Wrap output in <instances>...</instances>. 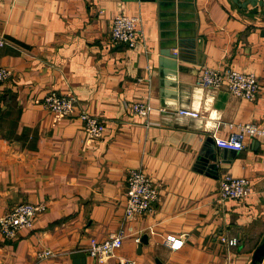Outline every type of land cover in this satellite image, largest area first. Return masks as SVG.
I'll use <instances>...</instances> for the list:
<instances>
[{
	"label": "crops",
	"instance_id": "0c3cea01",
	"mask_svg": "<svg viewBox=\"0 0 264 264\" xmlns=\"http://www.w3.org/2000/svg\"><path fill=\"white\" fill-rule=\"evenodd\" d=\"M119 12L140 18L143 42L133 48L110 42ZM0 40V67L11 71L0 83V216L20 202L46 204L31 228L14 238L0 233V264H32L43 249L57 255L40 264H74L71 254L88 253L90 238L117 230L126 234L122 246L100 264H251L264 239V136L248 137L236 152L216 146L214 135L226 136L228 123L264 126V7L0 0ZM164 48L177 58L161 56ZM204 66L255 73L256 99L196 85ZM50 91L75 96L68 116L43 107ZM132 102L150 104L147 120L130 111ZM81 110L104 122L100 139L85 138ZM212 154L217 167H201ZM136 167L160 185V196L152 211L125 218L127 172ZM225 172L246 177L250 193L220 201ZM221 234L238 244L222 243ZM168 236L183 240L180 248ZM86 264L98 263L88 254Z\"/></svg>",
	"mask_w": 264,
	"mask_h": 264
},
{
	"label": "built area",
	"instance_id": "2783aa9c",
	"mask_svg": "<svg viewBox=\"0 0 264 264\" xmlns=\"http://www.w3.org/2000/svg\"><path fill=\"white\" fill-rule=\"evenodd\" d=\"M140 18L128 15L124 12L117 13L112 21L109 39L112 44H120L129 48L135 47L143 42L141 31L138 28ZM3 40H0V44ZM10 69L0 67V83L9 79ZM195 84L206 88L219 89L226 87L229 92L240 98L253 101L259 91L258 77L253 72L238 70L227 66L223 69L203 67ZM42 105L55 117L68 116L75 108L76 98L73 94H62L56 91L48 92L42 98ZM130 111L146 120L149 118L151 106L147 102H132L129 104ZM178 113L185 116H197L194 110L180 108ZM79 117L82 121V131L88 140H98L103 136L104 122L95 115L81 110ZM149 123V122H148ZM229 133L222 137L214 135L216 146L226 150L240 151L246 145L248 137L264 136V126L251 121L228 123ZM217 196L220 201L241 199L250 193V182L246 177L234 176L225 172L218 177ZM126 200L124 205V216L130 218L152 211L154 204L160 196V185L151 179L141 168H130L126 177ZM46 209L45 203L20 202L13 205L10 210L0 216V233L5 238H14L22 228H31L33 219ZM126 234L123 230L111 233L103 241L90 238L88 254L98 264L105 262L116 255V251L122 246ZM139 242V237L134 238ZM172 249H178L183 240L168 236ZM220 241L228 246H236L239 242L236 237L220 235ZM57 253L50 249H43L36 253V259L32 264H40V261L54 257ZM117 264H135L128 258H118Z\"/></svg>",
	"mask_w": 264,
	"mask_h": 264
},
{
	"label": "water",
	"instance_id": "95a60500",
	"mask_svg": "<svg viewBox=\"0 0 264 264\" xmlns=\"http://www.w3.org/2000/svg\"><path fill=\"white\" fill-rule=\"evenodd\" d=\"M232 2L236 4L239 8H245L248 5H251L252 7H256V6L264 7V0H232ZM160 55L171 59L177 58V54L171 53L170 49L168 48H164L160 50ZM199 161L201 163V167L203 168L208 167L209 169L214 170L215 167H217L216 155L214 154H212L211 156L201 157ZM146 242H147L146 236H142L140 238V242L138 243V249L140 250L141 244ZM87 256L88 253L85 252H74L71 254L70 258L74 264H86ZM263 257H264V239L260 244L256 246L252 255L251 264H259L262 261Z\"/></svg>",
	"mask_w": 264,
	"mask_h": 264
}]
</instances>
